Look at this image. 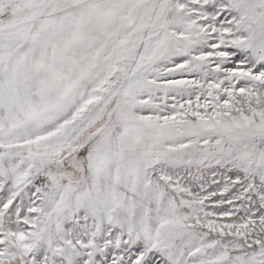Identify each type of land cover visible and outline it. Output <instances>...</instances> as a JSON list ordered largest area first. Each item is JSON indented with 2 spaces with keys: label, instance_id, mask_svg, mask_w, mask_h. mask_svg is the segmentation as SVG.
<instances>
[{
  "label": "snow or ice",
  "instance_id": "snow-or-ice-1",
  "mask_svg": "<svg viewBox=\"0 0 264 264\" xmlns=\"http://www.w3.org/2000/svg\"><path fill=\"white\" fill-rule=\"evenodd\" d=\"M0 264H264V0H0Z\"/></svg>",
  "mask_w": 264,
  "mask_h": 264
}]
</instances>
